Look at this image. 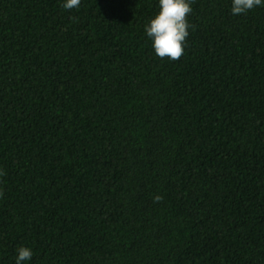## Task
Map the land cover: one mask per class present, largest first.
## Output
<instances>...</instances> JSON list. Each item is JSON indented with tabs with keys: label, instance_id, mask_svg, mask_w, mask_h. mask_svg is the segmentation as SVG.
Returning <instances> with one entry per match:
<instances>
[{
	"label": "trees",
	"instance_id": "trees-1",
	"mask_svg": "<svg viewBox=\"0 0 264 264\" xmlns=\"http://www.w3.org/2000/svg\"><path fill=\"white\" fill-rule=\"evenodd\" d=\"M61 3L0 0V264H264V7L173 61L158 0Z\"/></svg>",
	"mask_w": 264,
	"mask_h": 264
},
{
	"label": "clouds",
	"instance_id": "clouds-1",
	"mask_svg": "<svg viewBox=\"0 0 264 264\" xmlns=\"http://www.w3.org/2000/svg\"><path fill=\"white\" fill-rule=\"evenodd\" d=\"M81 0H62L65 10L76 9ZM159 10L149 19L145 26V34L151 41L156 56L178 60L184 52L186 37L189 35L188 15L192 12V0H158ZM256 7H264V0H230V12L233 16L246 14ZM159 201L161 197H154ZM33 251L28 246L16 249L14 264H26Z\"/></svg>",
	"mask_w": 264,
	"mask_h": 264
}]
</instances>
